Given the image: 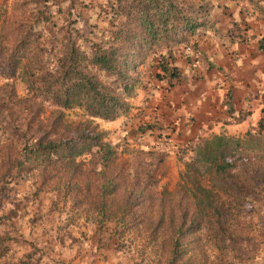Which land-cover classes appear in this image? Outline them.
Listing matches in <instances>:
<instances>
[{"label": "rangeland", "instance_id": "374dc122", "mask_svg": "<svg viewBox=\"0 0 264 264\" xmlns=\"http://www.w3.org/2000/svg\"><path fill=\"white\" fill-rule=\"evenodd\" d=\"M169 1L204 24L170 41L181 70L174 86L156 78L149 50L126 80L83 63L129 105L108 122L54 105L41 83L69 46L83 54L108 39L118 0H0V264H167L171 211L176 224L197 225L192 194L200 183L228 210L233 236L222 263L209 231L191 229L180 236L187 258L264 264V82H255L257 71L252 83L260 87L251 89L258 95L238 106L245 117L221 121L228 128L199 124L217 111V86L232 88L229 70L217 69L242 58L232 38L264 55V0ZM216 137L228 143L236 167L224 177L201 151ZM61 140L62 164L34 156Z\"/></svg>", "mask_w": 264, "mask_h": 264}, {"label": "trees", "instance_id": "16d2710c", "mask_svg": "<svg viewBox=\"0 0 264 264\" xmlns=\"http://www.w3.org/2000/svg\"><path fill=\"white\" fill-rule=\"evenodd\" d=\"M117 7L119 19L114 22L107 40L96 45L91 52L83 54L79 53L80 50L76 45L69 46L56 71L48 72L45 76L41 84L54 105L63 109L82 108L89 116L108 122L116 121L128 111V103L109 90L84 66L83 63L87 60L97 70L126 80L129 79L127 75L129 72L136 70L139 64L143 65V63H137L139 55L149 50L156 58V78L159 81H168L171 86H174L175 82L181 80L177 53L170 46V41H173L175 36H179L181 29L193 33L204 24L199 23L197 18L191 17L169 0H118ZM218 24L219 22L217 26ZM211 27L216 28V23ZM232 41L237 43L235 38H232ZM262 42L264 41L261 40V44ZM260 51H264L263 45L260 46ZM124 92H130L129 85L124 86ZM230 110L233 112L232 109ZM258 128L260 132H264V109ZM214 140V143H207L201 151L204 152L203 156L210 160V165L215 167L214 173L224 177L231 174L236 167L230 159H227L228 143H225L222 137H216ZM61 142L62 140L52 141L49 150L37 149L34 156L42 158L44 163L62 164L63 160L61 161L58 153V149L63 146ZM41 143L37 145V148L42 147ZM240 191L242 194L245 191L241 185ZM192 197L200 222L197 225L191 223L189 227L186 221L176 224V220H173L176 212L171 211L172 233L169 237L171 251L166 259L167 264H196L192 257L187 258L190 254V246L184 245L180 238L181 234L191 232V229L192 232L197 229L208 230L221 255L217 260L225 263L220 259H226L227 240L233 236L232 233L226 234V231L230 229H226L224 223L229 212L227 213L228 210L225 211L223 206L217 207L213 191L203 187L201 183ZM227 199L230 208V202H234L235 199L232 195H228Z\"/></svg>", "mask_w": 264, "mask_h": 264}, {"label": "crops", "instance_id": "0c3cea01", "mask_svg": "<svg viewBox=\"0 0 264 264\" xmlns=\"http://www.w3.org/2000/svg\"><path fill=\"white\" fill-rule=\"evenodd\" d=\"M216 27H217V22H216ZM235 45L238 46V48L241 50V52L239 51L240 54L242 55V58L239 59L240 62L235 63L234 61L229 59L226 61L225 68L219 66L217 68L219 69V71L221 70L222 72L225 71L226 69L229 70V75L231 74L230 78H231L232 88H230L229 82H224V81H222V84L217 86V92H218L217 111H214V113L212 111H209L203 115L205 118H207V121L205 120L206 122H203L202 120L199 121L200 122L199 124L202 125L203 128L205 127L207 128L212 125L216 126V124L228 128L229 124L221 125V121L228 120V118L232 119V117L235 119L236 116L238 115H240V117L242 116V118L245 117V114L243 113L244 112L243 109L245 108L242 107L241 110V108L238 109V106L239 107L243 106L242 105L243 103L247 104V101L249 102L250 100L255 98L256 95H258L257 91L253 90L254 88L251 89V87H254L256 85L260 87L259 84L252 83L253 82L252 79H254L253 74L255 71H257L255 75L257 76L255 82H261V84L264 82V68H263L264 55L257 54L255 56L254 53H256V51L255 50L251 51L250 47H247L242 43H237V44L235 43ZM238 48L236 47V49ZM252 54L254 55V59L255 58L257 59L254 60ZM256 89L258 90L260 88H256ZM229 102H231V104H229ZM230 109H232L233 112H231ZM250 112L251 111L249 110V114Z\"/></svg>", "mask_w": 264, "mask_h": 264}]
</instances>
